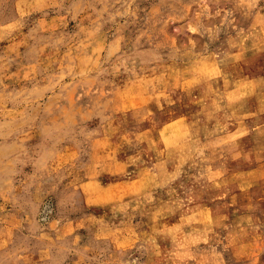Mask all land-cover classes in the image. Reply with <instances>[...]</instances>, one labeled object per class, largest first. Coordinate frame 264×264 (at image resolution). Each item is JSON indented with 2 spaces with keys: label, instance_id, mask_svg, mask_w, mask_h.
<instances>
[{
  "label": "rangeland",
  "instance_id": "obj_1",
  "mask_svg": "<svg viewBox=\"0 0 264 264\" xmlns=\"http://www.w3.org/2000/svg\"><path fill=\"white\" fill-rule=\"evenodd\" d=\"M0 264H264V0H0Z\"/></svg>",
  "mask_w": 264,
  "mask_h": 264
}]
</instances>
